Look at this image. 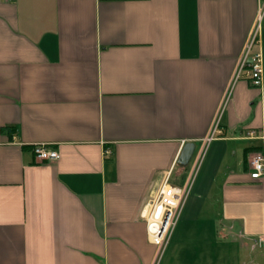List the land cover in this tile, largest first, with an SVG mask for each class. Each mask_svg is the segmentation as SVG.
<instances>
[{
  "label": "crops",
  "instance_id": "1",
  "mask_svg": "<svg viewBox=\"0 0 264 264\" xmlns=\"http://www.w3.org/2000/svg\"><path fill=\"white\" fill-rule=\"evenodd\" d=\"M263 3L0 0V264H264V71L235 78ZM216 124L156 261L142 209Z\"/></svg>",
  "mask_w": 264,
  "mask_h": 264
},
{
  "label": "built area",
  "instance_id": "2",
  "mask_svg": "<svg viewBox=\"0 0 264 264\" xmlns=\"http://www.w3.org/2000/svg\"><path fill=\"white\" fill-rule=\"evenodd\" d=\"M264 14V3L259 9L258 18L251 30L241 60L238 64L235 78H245L253 86H261L263 82V53L260 48L253 51V47L260 43L261 19ZM218 125L204 140V144L195 157L190 175L182 185L174 184L171 175L166 174L159 185L154 198L148 200L142 209V216L146 221L149 241L156 247V261L165 251L174 228L182 214L190 195L195 176L202 164L206 148L214 138ZM256 130L247 131L248 136H255ZM35 156L40 160H58L61 157L59 150L47 143L32 145ZM109 152V150L107 151ZM251 177L260 178L264 174V149L255 151L249 159Z\"/></svg>",
  "mask_w": 264,
  "mask_h": 264
},
{
  "label": "water",
  "instance_id": "3",
  "mask_svg": "<svg viewBox=\"0 0 264 264\" xmlns=\"http://www.w3.org/2000/svg\"><path fill=\"white\" fill-rule=\"evenodd\" d=\"M195 148H196V144L194 142L192 141L186 142L177 160L178 164L182 166H187L193 157Z\"/></svg>",
  "mask_w": 264,
  "mask_h": 264
},
{
  "label": "trees",
  "instance_id": "4",
  "mask_svg": "<svg viewBox=\"0 0 264 264\" xmlns=\"http://www.w3.org/2000/svg\"><path fill=\"white\" fill-rule=\"evenodd\" d=\"M190 164V163H189ZM189 164L187 166H184L185 168H188Z\"/></svg>",
  "mask_w": 264,
  "mask_h": 264
},
{
  "label": "rangeland",
  "instance_id": "5",
  "mask_svg": "<svg viewBox=\"0 0 264 264\" xmlns=\"http://www.w3.org/2000/svg\"><path fill=\"white\" fill-rule=\"evenodd\" d=\"M191 161H192V159H191ZM191 161H190V162H191ZM173 177H175V176H173Z\"/></svg>",
  "mask_w": 264,
  "mask_h": 264
}]
</instances>
